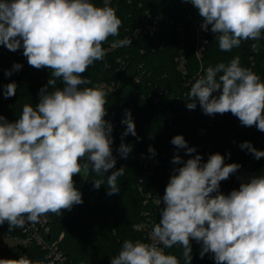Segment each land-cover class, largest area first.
Segmentation results:
<instances>
[{
    "label": "clouds",
    "instance_id": "clouds-1",
    "mask_svg": "<svg viewBox=\"0 0 264 264\" xmlns=\"http://www.w3.org/2000/svg\"><path fill=\"white\" fill-rule=\"evenodd\" d=\"M182 2L198 11L201 28L215 34L222 52L239 48L242 41H252L251 50L259 51L264 0ZM121 26L116 9L107 3L100 7L91 0H0V46L12 52L22 48L29 66L51 73L35 107L25 104L11 122L0 115V225L7 223L8 231L82 204L73 179L77 174L88 180L95 173L100 177L93 180L96 189L105 185L106 177L108 195L120 192L117 180L125 168L115 169L113 125L105 119L107 93L86 86L91 81L84 74L104 59V42L118 36ZM131 44L124 38L114 46ZM21 68L14 63L5 75ZM16 90L15 82L4 85V98L15 96ZM197 102L205 115L231 113L242 126L264 132V80L241 66L239 56L208 66L190 82L186 107L195 110ZM121 124L126 127L117 152L126 159L133 146L124 138L137 137L130 110H125ZM171 144L189 158L178 152L172 157L171 163L181 166L173 169L163 196L156 198L160 218L148 234L152 242L125 240L111 264H181L176 255L165 252L174 246L182 249L183 264H191V240L201 245L200 258L211 253L215 264H264V174L223 194L221 182L237 173L240 164L225 163L219 152L204 161L183 135L174 136ZM240 148L257 160L264 157L250 142ZM148 151L155 156L154 148ZM0 264L41 262L21 255L0 258Z\"/></svg>",
    "mask_w": 264,
    "mask_h": 264
},
{
    "label": "trees",
    "instance_id": "trees-1",
    "mask_svg": "<svg viewBox=\"0 0 264 264\" xmlns=\"http://www.w3.org/2000/svg\"><path fill=\"white\" fill-rule=\"evenodd\" d=\"M91 2L100 7L107 3L116 9L117 16L122 20L119 35L110 36L103 44L106 52L104 59L94 62L84 75L91 81L86 86H99L107 93L105 119L113 125L112 149L117 161L115 169L124 167L125 171L117 180L120 192L113 195H108L106 177L103 178L105 185L96 189L93 180L100 177L95 173H90L88 180L79 174L75 175V187L82 193L83 203L74 205L71 211L62 210L61 215L49 213L48 238L56 239L57 245L74 262L111 264V257L119 254L125 240L148 243L147 229L159 222L156 198L163 196L173 169L181 166L173 165L172 157L178 152L184 160L189 158L184 149L178 150L171 144L174 136L183 135L188 146L195 147L204 161L210 154L219 152L225 156V163L241 165L237 173L221 182L220 191L223 194L238 189L242 181L253 175L264 174V157L257 160L247 149L240 148L247 141L257 150L264 151V132L255 126H242L231 113L205 115L198 102L195 110H189L186 101L190 87L182 83L176 60L182 48L187 72L198 76L199 71L201 76L208 66L228 63L239 56L241 66L252 69L264 80V39L257 42L260 44L257 52L250 48L252 41H242L239 48L222 52L215 34L210 30L203 31L206 42L199 60L195 54L194 24L184 18L186 9L194 20L199 18L198 11L191 3L182 0ZM147 12L150 16L146 15ZM158 14H168L172 21L158 20L151 35L142 32L136 36L132 34V29L142 24L144 18L151 22V18ZM180 21L183 26L181 35L177 30ZM124 38L130 39L132 44L125 47L111 46V43ZM22 53V48L12 52L0 46V115L10 122L20 116L25 104L35 107L39 102V90L47 84L51 75L48 69L37 70L29 66ZM14 63H20L22 68L12 71L11 76L5 75L12 70ZM12 82L17 85L16 95L4 98L3 87ZM102 84L113 85V88L109 90ZM57 86H62L60 81H57ZM156 87H162L163 92L157 100H153L149 93ZM126 109L132 113L139 139L131 134L124 138L125 143L133 146L125 159L117 149L121 144V133L126 127L121 124ZM201 128H204L203 135L199 133ZM150 146L155 149V156L148 151ZM0 234L15 236L19 231L17 228L8 231V224L5 223L0 225ZM190 243L191 264H215L211 253L200 258L201 245L195 240ZM165 252L176 255L183 264L179 246L165 249ZM0 258L18 259V251L15 247L1 246Z\"/></svg>",
    "mask_w": 264,
    "mask_h": 264
},
{
    "label": "built area",
    "instance_id": "built-area-1",
    "mask_svg": "<svg viewBox=\"0 0 264 264\" xmlns=\"http://www.w3.org/2000/svg\"><path fill=\"white\" fill-rule=\"evenodd\" d=\"M147 16H150V13H146ZM184 18L190 19L195 27V54L196 58L200 60L202 54L203 44L206 42V38L204 35V30L201 28L202 18L199 16L198 20H194L191 16V13L188 9L184 12ZM152 21L149 22L147 19L144 18L142 24L136 25L132 29V34L136 36L138 33H146V34H153L155 29V24L163 19L167 21H172L169 19L168 14L156 15V17L151 18ZM177 30L181 35L183 32L182 21L177 24ZM111 46H114V43H111ZM177 60V68L182 74V83L190 87V82H193L196 78L200 76V72L197 71V75L189 74L186 68V58L182 48H180L178 56L176 57ZM101 86H106L102 84ZM109 90L113 88V85L106 86ZM163 92L162 87H156L149 93V97L153 100L158 99V95ZM199 133L202 135L204 134V128H201ZM48 214L41 216L36 223H25L23 228H17L19 231L18 235H5L0 234V247L1 246H11L12 248L15 247L18 251V257L21 255H28L30 258L36 261H40L41 264H84L83 262H74L70 260L66 253L57 245V240L48 238L49 237V219ZM151 228L147 229V236ZM152 241L148 238V243ZM15 259V258H12Z\"/></svg>",
    "mask_w": 264,
    "mask_h": 264
}]
</instances>
